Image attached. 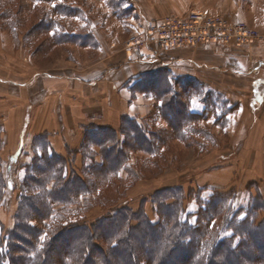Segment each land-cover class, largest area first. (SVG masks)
I'll return each mask as SVG.
<instances>
[{
  "label": "rangeland",
  "instance_id": "1",
  "mask_svg": "<svg viewBox=\"0 0 264 264\" xmlns=\"http://www.w3.org/2000/svg\"><path fill=\"white\" fill-rule=\"evenodd\" d=\"M134 8L130 0H0V77L6 79L0 81V175L6 179L8 196L0 201V236L3 235L1 225L6 230L15 226L19 189L28 171L34 177H46L27 167L35 159H45L48 129L57 126L64 133L68 128L79 133L80 129L75 126L79 112L87 119L100 118L108 103L104 98L105 81L98 84L99 80L111 68L116 70L125 66L126 60L146 58L144 51L126 48L127 39L138 28H127L121 18L130 16ZM152 22L155 20L139 26ZM258 31L261 38L257 42H264V33ZM161 49L150 48L153 54ZM118 73L115 75L119 76ZM147 73L154 75L145 78L138 86L139 90L131 92L128 89V94L131 100H137L143 106L138 112L139 120L151 133L152 137L148 135L147 139L154 146L149 145L151 151L138 144L126 148V166L131 170L123 167L119 177L113 178L112 186L102 189L103 198L104 195L111 197L108 204L99 200L88 207L82 203L90 197L81 198V208L77 205L56 206V211L64 210L60 219L63 222L83 221L95 228L96 222L114 206L127 204L133 210L143 205L150 218L157 221L155 196L163 190H169L171 194L177 190L184 192L188 214L199 210L201 197L224 195L226 211L221 213L220 210L219 219L211 225L213 230L220 232L213 231L210 240L219 234L224 237L233 234L230 224L225 222L236 209H244L241 215L249 216V211L263 207L260 219L264 218V108L260 110L262 120L258 130L254 127L250 131L252 118L247 112L238 119L241 114L235 113L241 107V98L247 102L240 96L241 91H246L245 81L226 79L224 83L235 86L228 90L214 73L203 75L223 89L208 86L193 76L174 74L169 68H154L143 74ZM44 74H52L54 79ZM31 78H35L34 84ZM12 81L25 86L15 85ZM92 82L96 84H86ZM165 85L178 94L190 117L178 129L174 127L177 114L163 112L159 107L163 99L157 95ZM227 91L232 96H228ZM171 95V92L167 94ZM163 98L168 100L166 94ZM174 107H179L178 102H174ZM246 108L248 110L247 103ZM15 117L23 118L24 130L37 136L34 150L39 152L34 151L30 157L13 152L14 142L12 145L6 143L8 134L16 133L21 124ZM54 121L56 125L53 126ZM156 131L162 135L161 139L157 135L153 137ZM78 133L69 135L78 138ZM82 136L80 147L84 140ZM80 147L70 149L65 158L71 168L78 170V175L85 177ZM95 150L99 153L98 147ZM117 189L121 192H116ZM198 218L195 215L191 219L195 226L200 224ZM31 223L42 228L41 231L48 226L40 239L41 243L46 242L51 222L33 220ZM248 228V232L258 239L256 245H246L244 250L245 258L252 262L264 250V226ZM234 242L237 246L239 237ZM238 259L243 260V257H232L230 264H236ZM247 260L245 264H248Z\"/></svg>",
  "mask_w": 264,
  "mask_h": 264
},
{
  "label": "trees",
  "instance_id": "2",
  "mask_svg": "<svg viewBox=\"0 0 264 264\" xmlns=\"http://www.w3.org/2000/svg\"><path fill=\"white\" fill-rule=\"evenodd\" d=\"M150 75L154 74H141L130 80L127 88L131 92L139 90L138 86ZM165 86L162 92L157 93L163 99L159 107L163 112L177 114L174 127L178 129L190 117L186 115V105L179 100L178 94ZM169 92L172 94L170 97L167 96ZM165 94L168 100H164ZM174 102H178L179 107H174ZM148 135L152 137L139 118L132 116L122 119L120 130L90 125L79 149L84 157L82 172L85 177L78 175V170L71 168L64 156L52 151L48 140L45 154L42 152L45 159H35L30 166H26L28 170H37L46 177H34L28 171L19 189L14 228L6 230L1 225L0 264H230L234 256L243 257L236 264H245L246 245H256L258 241L248 232V226L254 228L258 225V229L264 226V218L260 219L263 207L249 211V216L241 215L244 209H236L225 222L230 224L233 234L228 237L219 234L210 240L213 231L220 232L213 230L211 225L219 219L220 210L221 213L226 211L222 194L201 197L199 210L188 214L184 192L177 190L171 194L169 190L159 191L154 202L157 221L150 218L143 205L133 210L127 204L114 206L96 222L95 228L83 221L63 222L60 219L64 210L56 211L55 207L59 205L81 208L83 204L90 207L99 200L108 204L111 197L104 195L103 198L102 189L112 186L113 178L119 177L123 167L131 170L130 166H126L127 147L138 144L151 151L149 145L152 142L148 141ZM155 136L161 139L162 135L156 131ZM97 147L99 153L95 150ZM6 188V179L0 175V201L8 197ZM88 196L90 200L82 203L81 198ZM195 215L199 217V226L191 222ZM33 220L51 222L46 242L41 243L40 239L48 226L41 231L42 228L32 225ZM249 221L252 223L248 224ZM238 237L239 244L236 246L234 239ZM102 242L107 246H102ZM250 263L264 264V250L260 255L258 253L257 259L248 261Z\"/></svg>",
  "mask_w": 264,
  "mask_h": 264
},
{
  "label": "crops",
  "instance_id": "3",
  "mask_svg": "<svg viewBox=\"0 0 264 264\" xmlns=\"http://www.w3.org/2000/svg\"><path fill=\"white\" fill-rule=\"evenodd\" d=\"M130 1L135 7L133 13L127 18H121V20H124L127 28L137 29L141 27L139 26L140 24L159 20L166 15H186L192 10H199L210 14H221L233 21H246L264 33V0ZM143 51L142 53L146 57L143 60H126L125 66L116 70L115 68H111L106 72L103 79L99 80L98 84L105 81L106 92L104 93V98L106 97L105 101L108 103L100 118L87 119L82 112H79L76 115L78 120L75 124L80 129L79 133L74 129L70 130V128L64 133L57 126L54 127L55 129H48L47 135L49 136L48 140L52 151L59 156L66 157L70 149L76 150L80 147L82 134L84 135V131L92 124L120 130L122 119L125 116L140 118L138 112L142 111L143 106L139 101L131 100V96L128 94L127 83L147 71L154 70V68H169L174 74L196 77L208 84V86L217 89L223 88L208 80L203 75L204 73H214L223 80V83L226 79L232 80V78L245 81L246 85L244 89L246 91H241L240 96L245 97L247 102L244 101V98H241V107L237 113H234L236 115L241 114L240 118H238L240 120L247 112L248 116L252 118L250 131L254 127L258 130L262 120V111L260 110L264 108V42L237 47L217 44H201L195 48L179 46L161 49L160 52L155 51L154 54L150 48ZM119 71L120 74L118 73ZM116 72L119 76L115 75ZM44 76L54 79V75L52 74H44ZM34 79L31 78L33 84L35 83ZM75 79L78 80L79 78ZM4 80L6 79L0 77L1 82H4ZM12 82L15 85L25 86L18 83V81ZM86 84L94 86L96 83ZM223 87L228 90L231 88L235 89V86L227 83H224ZM228 96L232 95L228 92ZM21 100L22 98L19 101L21 102ZM17 104L19 102L16 100V106ZM252 106H255V108ZM15 112L17 111L15 110ZM17 119L20 120L21 124L18 130L14 127L17 130L16 133L10 132L8 134V141L6 143L8 142L12 145L14 142L15 147L12 149L13 152L23 153L30 157L34 153V139L37 136L31 131L27 132L24 130L25 120L23 118L18 117ZM51 120H54V118ZM55 121L51 125H56ZM62 128L65 130V126ZM72 133L75 135L78 133L79 137L75 138L72 136ZM2 138L4 141L7 140L4 134Z\"/></svg>",
  "mask_w": 264,
  "mask_h": 264
},
{
  "label": "built area",
  "instance_id": "4",
  "mask_svg": "<svg viewBox=\"0 0 264 264\" xmlns=\"http://www.w3.org/2000/svg\"><path fill=\"white\" fill-rule=\"evenodd\" d=\"M260 38L259 31L246 21L192 10L186 15H166L139 27L127 39L126 48L137 52L155 46L162 49L201 44L237 47L250 45Z\"/></svg>",
  "mask_w": 264,
  "mask_h": 264
}]
</instances>
